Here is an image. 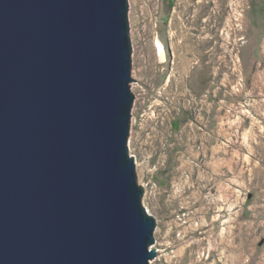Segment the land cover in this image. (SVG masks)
Returning a JSON list of instances; mask_svg holds the SVG:
<instances>
[{"label": "water", "instance_id": "95a60500", "mask_svg": "<svg viewBox=\"0 0 264 264\" xmlns=\"http://www.w3.org/2000/svg\"><path fill=\"white\" fill-rule=\"evenodd\" d=\"M129 0H0V264H151L129 148Z\"/></svg>", "mask_w": 264, "mask_h": 264}, {"label": "rangeland", "instance_id": "374dc122", "mask_svg": "<svg viewBox=\"0 0 264 264\" xmlns=\"http://www.w3.org/2000/svg\"><path fill=\"white\" fill-rule=\"evenodd\" d=\"M129 4L150 263L264 264V0Z\"/></svg>", "mask_w": 264, "mask_h": 264}, {"label": "bare ground", "instance_id": "6f19581e", "mask_svg": "<svg viewBox=\"0 0 264 264\" xmlns=\"http://www.w3.org/2000/svg\"><path fill=\"white\" fill-rule=\"evenodd\" d=\"M164 49H165L164 45L161 43V41L158 40L157 50L159 52V56H160L161 60H164L166 57Z\"/></svg>", "mask_w": 264, "mask_h": 264}]
</instances>
